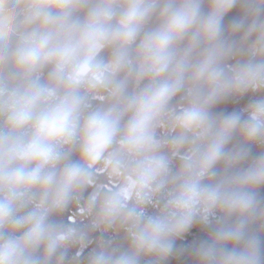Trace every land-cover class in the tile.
Wrapping results in <instances>:
<instances>
[{"label": "clouds", "instance_id": "1", "mask_svg": "<svg viewBox=\"0 0 264 264\" xmlns=\"http://www.w3.org/2000/svg\"><path fill=\"white\" fill-rule=\"evenodd\" d=\"M0 264H264V0H0Z\"/></svg>", "mask_w": 264, "mask_h": 264}]
</instances>
